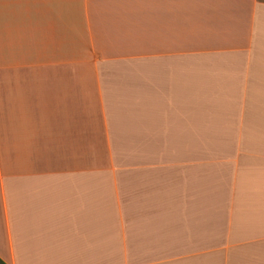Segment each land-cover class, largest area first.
Instances as JSON below:
<instances>
[{
	"label": "crops",
	"instance_id": "0c3cea01",
	"mask_svg": "<svg viewBox=\"0 0 264 264\" xmlns=\"http://www.w3.org/2000/svg\"><path fill=\"white\" fill-rule=\"evenodd\" d=\"M5 264H264V0H0Z\"/></svg>",
	"mask_w": 264,
	"mask_h": 264
},
{
	"label": "trees",
	"instance_id": "16d2710c",
	"mask_svg": "<svg viewBox=\"0 0 264 264\" xmlns=\"http://www.w3.org/2000/svg\"><path fill=\"white\" fill-rule=\"evenodd\" d=\"M0 264H5V263L0 259Z\"/></svg>",
	"mask_w": 264,
	"mask_h": 264
}]
</instances>
